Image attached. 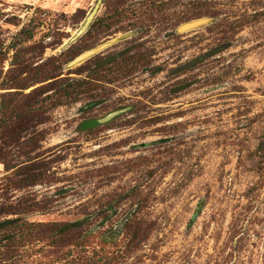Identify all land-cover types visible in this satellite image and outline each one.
<instances>
[{"label":"rangeland","instance_id":"374dc122","mask_svg":"<svg viewBox=\"0 0 264 264\" xmlns=\"http://www.w3.org/2000/svg\"><path fill=\"white\" fill-rule=\"evenodd\" d=\"M97 1L0 0V84L56 68L95 76L103 99L90 110L87 99L41 107L18 143L0 148V205L30 199L34 221L89 217L83 253L93 264H264V0H102L101 27L62 51ZM201 18L210 23L176 31ZM128 33L78 67L59 57ZM38 163L34 186L7 170ZM33 244L23 264L57 257Z\"/></svg>","mask_w":264,"mask_h":264},{"label":"trees","instance_id":"16d2710c","mask_svg":"<svg viewBox=\"0 0 264 264\" xmlns=\"http://www.w3.org/2000/svg\"><path fill=\"white\" fill-rule=\"evenodd\" d=\"M101 23V20L96 19L89 32L100 28ZM25 31L22 30V33ZM28 36L29 38L32 37L29 33ZM70 51L69 49L66 53ZM80 52L81 50L72 54H60L59 57H64L65 62H68L79 55ZM115 62L113 59H109L104 66L101 64L102 61L99 62L97 65L100 71L96 72L103 74ZM53 69L55 71L52 72L51 69L50 72H42V77L33 79L18 88H6L7 85L0 84V90L2 91L7 89L25 91L30 87H34L29 94L20 96L15 93L0 94V133L6 134L2 136L3 139L0 138V140H3L0 148H10V146L16 145L18 139L22 138V135L37 123L38 111L41 107L53 110L79 103L83 99L88 101L85 105L86 109L90 110L101 105L103 99L94 94L96 91L94 82L97 81L95 76L86 79L65 78L56 72V68ZM158 71L159 69L156 68L151 70V73ZM37 84L43 85L36 87ZM186 88L187 85H183L178 89L184 90ZM7 142L10 144L8 145ZM34 160L35 158L31 161ZM17 167L20 168L21 173L19 175L23 176L21 187L34 186L41 182V173L46 168L44 164L38 163L30 166L18 165L7 170ZM28 201L30 199L21 200L19 203L10 206L0 205V264L25 263V250L33 246L34 242L40 241L44 245L42 250L49 248L56 250L57 257L49 264H66L67 262L69 264H93L83 253L84 242L88 238L85 237V234L90 227L89 217L65 222L34 221L32 215L35 214L36 210L28 206ZM67 247H72L74 250L68 249L67 252H64ZM42 250L35 253H40Z\"/></svg>","mask_w":264,"mask_h":264},{"label":"water","instance_id":"95a60500","mask_svg":"<svg viewBox=\"0 0 264 264\" xmlns=\"http://www.w3.org/2000/svg\"><path fill=\"white\" fill-rule=\"evenodd\" d=\"M101 4H102V0H98L96 5L94 6L93 10L88 14V16H86L81 28L74 34V36L69 38V40L65 44L62 45V47H61L62 51L68 49L73 43H75L78 39H80L84 34H86L88 32V30L90 29L91 25L93 24V22L95 21V19L97 17V14H98V11H99ZM209 23H210V19H208V18L196 19V20H192L190 22H187V23L180 25L176 31L178 33L191 32V31L197 30L203 26H206ZM129 35H131V34L128 33L122 37H115V38H113L107 42H104V43H102V44H100V45H98L92 49H89V50H86V51L80 53L79 55H77L75 58H73L70 62H68L66 64V69H72V68L80 66L81 64L90 60L91 58L102 53L103 51H105L109 47L118 43L119 41L128 38ZM124 112H126V109L111 112L103 118L86 121L82 124V129H90V128H94L97 126H101V125L113 120L117 116L123 114Z\"/></svg>","mask_w":264,"mask_h":264}]
</instances>
